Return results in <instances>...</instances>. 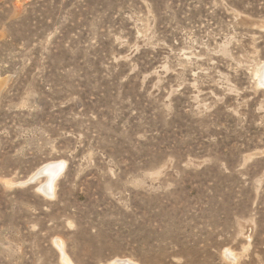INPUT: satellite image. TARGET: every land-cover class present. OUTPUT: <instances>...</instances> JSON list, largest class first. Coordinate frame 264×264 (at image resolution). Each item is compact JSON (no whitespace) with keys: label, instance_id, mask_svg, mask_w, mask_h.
<instances>
[{"label":"rangeland","instance_id":"obj_1","mask_svg":"<svg viewBox=\"0 0 264 264\" xmlns=\"http://www.w3.org/2000/svg\"><path fill=\"white\" fill-rule=\"evenodd\" d=\"M263 66L264 0H0V264H264Z\"/></svg>","mask_w":264,"mask_h":264},{"label":"water","instance_id":"obj_2","mask_svg":"<svg viewBox=\"0 0 264 264\" xmlns=\"http://www.w3.org/2000/svg\"><path fill=\"white\" fill-rule=\"evenodd\" d=\"M261 74L263 75L264 74V68L261 70ZM41 177V174H34L33 176H31L26 182L24 185H31L33 184L38 178Z\"/></svg>","mask_w":264,"mask_h":264},{"label":"bare ground","instance_id":"obj_3","mask_svg":"<svg viewBox=\"0 0 264 264\" xmlns=\"http://www.w3.org/2000/svg\"><path fill=\"white\" fill-rule=\"evenodd\" d=\"M263 68H264V66H263ZM38 174H40V173H38ZM111 263H112V264H125L124 261H120V260H115V261H112ZM111 263H110V264H111Z\"/></svg>","mask_w":264,"mask_h":264}]
</instances>
